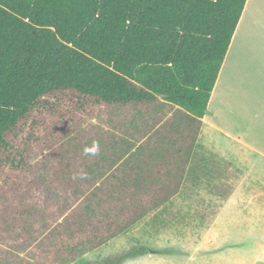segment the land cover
<instances>
[{
	"label": "trees",
	"instance_id": "1",
	"mask_svg": "<svg viewBox=\"0 0 264 264\" xmlns=\"http://www.w3.org/2000/svg\"><path fill=\"white\" fill-rule=\"evenodd\" d=\"M247 2L0 0V264H74L149 216L160 233L198 173L229 199L241 173L199 136Z\"/></svg>",
	"mask_w": 264,
	"mask_h": 264
},
{
	"label": "crops",
	"instance_id": "2",
	"mask_svg": "<svg viewBox=\"0 0 264 264\" xmlns=\"http://www.w3.org/2000/svg\"><path fill=\"white\" fill-rule=\"evenodd\" d=\"M203 124L199 137L207 150L202 158L209 162V169H237L240 179L219 208L225 192L216 188L217 171H209L207 177L194 175L177 195L176 215L183 231L190 227L195 231L213 215L203 239L215 242L219 234L209 235L235 198L247 207L264 208V0L246 4ZM221 225L227 231V225Z\"/></svg>",
	"mask_w": 264,
	"mask_h": 264
},
{
	"label": "rangeland",
	"instance_id": "3",
	"mask_svg": "<svg viewBox=\"0 0 264 264\" xmlns=\"http://www.w3.org/2000/svg\"><path fill=\"white\" fill-rule=\"evenodd\" d=\"M173 202L177 212V197ZM207 217L208 221L195 231L192 227L179 230L181 225L177 223L155 234L150 232L152 227H145L152 218L149 216L129 234L74 264L104 260L130 249L142 251V254L123 264H264V208L247 207L235 198L209 235L219 234L215 242L203 239L209 234L205 228L212 224L208 222L214 220L213 215ZM221 224L227 225V231ZM194 251L197 256L193 255Z\"/></svg>",
	"mask_w": 264,
	"mask_h": 264
},
{
	"label": "water",
	"instance_id": "4",
	"mask_svg": "<svg viewBox=\"0 0 264 264\" xmlns=\"http://www.w3.org/2000/svg\"><path fill=\"white\" fill-rule=\"evenodd\" d=\"M195 256H197V255H195Z\"/></svg>",
	"mask_w": 264,
	"mask_h": 264
}]
</instances>
